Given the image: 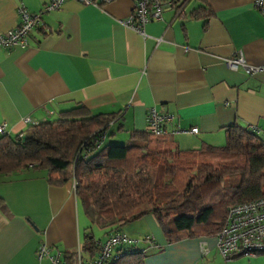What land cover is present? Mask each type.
Masks as SVG:
<instances>
[{
  "label": "crops",
  "instance_id": "1",
  "mask_svg": "<svg viewBox=\"0 0 264 264\" xmlns=\"http://www.w3.org/2000/svg\"><path fill=\"white\" fill-rule=\"evenodd\" d=\"M44 1L0 0V32L16 25L17 6L37 13ZM134 1L65 0L41 15L25 47L0 48L4 135L81 104L92 115L116 114L103 142L113 127L125 132L126 143L130 131H145L151 108L172 116L164 136L182 150L222 145L229 125L263 138L264 72L226 64L237 56L248 65L264 61V18L253 0H188L181 13L165 10L146 23L142 36L122 24ZM109 230L88 220L73 181L55 183L33 169L0 177V264H35L41 242L68 252L85 246L86 234L103 240ZM119 230L135 240L153 238L160 249L145 246L144 264L225 262L215 253V235L168 242L149 211ZM200 242L209 250L204 259Z\"/></svg>",
  "mask_w": 264,
  "mask_h": 264
},
{
  "label": "trees",
  "instance_id": "2",
  "mask_svg": "<svg viewBox=\"0 0 264 264\" xmlns=\"http://www.w3.org/2000/svg\"><path fill=\"white\" fill-rule=\"evenodd\" d=\"M115 116L92 115L76 104L54 121L0 135V177L33 169L55 183L73 181L88 220L109 227V233L143 215L138 210L146 206L168 242L212 237L229 206L264 195V138L252 130L226 126L222 145L202 143L197 149H179L147 130L130 131L127 143L96 147L97 131L106 135ZM230 176L237 184L224 185ZM90 238L86 234V251L93 248ZM143 259L136 251L112 264H144Z\"/></svg>",
  "mask_w": 264,
  "mask_h": 264
},
{
  "label": "built area",
  "instance_id": "3",
  "mask_svg": "<svg viewBox=\"0 0 264 264\" xmlns=\"http://www.w3.org/2000/svg\"><path fill=\"white\" fill-rule=\"evenodd\" d=\"M64 1L45 0L37 13H30L23 6H17V23L13 28L0 32V48L25 47L29 31L40 22L41 15L59 9ZM74 1L82 5L98 6L111 0ZM186 1L188 0H135L130 14L122 21V24L142 36L146 23L161 20L165 10L181 13ZM252 6L264 18V0H253ZM226 64L232 70L241 68L246 74L264 72V61L258 65H248L244 63L241 56L227 60ZM171 119V115L158 113L151 108L147 113L146 130L154 136L165 135V124ZM22 121L30 123L28 117L23 118ZM189 132H196V128H191ZM3 134L4 126L0 124V135ZM97 134L99 135L95 138L97 139L96 147L102 144L106 136L102 128L97 131ZM89 243L93 247L91 248L93 252L90 251L91 249L90 252L86 251L84 246H77L68 252L53 251L49 244L41 242L35 252V264H112L123 255L136 251L143 254L145 246H154L153 238L150 236L135 240L121 231L111 232L103 240L91 237ZM143 243L146 244L143 246ZM214 249L216 255L223 261L239 256L264 255V195L227 208L222 226L215 234ZM199 250L201 258L204 259L209 250L203 242L199 243Z\"/></svg>",
  "mask_w": 264,
  "mask_h": 264
},
{
  "label": "rangeland",
  "instance_id": "4",
  "mask_svg": "<svg viewBox=\"0 0 264 264\" xmlns=\"http://www.w3.org/2000/svg\"><path fill=\"white\" fill-rule=\"evenodd\" d=\"M127 141V135L125 134V132H120L116 129V127L110 128L108 135L106 137V141L104 142V144H124ZM238 182V178L235 176H230L227 177L226 179H224V185H234L237 184ZM144 209H147L146 206H144L143 208H141L138 211H142V213H145ZM136 213H140L135 211ZM138 231V230H137ZM141 239V237L139 238ZM215 241V238H214ZM153 244H155V242H153ZM154 250H159L160 248H158L156 245L153 246ZM213 253V250L211 251V254ZM210 254V255H211ZM146 255V254H145ZM144 256V255H143ZM222 264H264V255H259L256 257H246V256H239L236 258H233L231 260H227L225 262H223Z\"/></svg>",
  "mask_w": 264,
  "mask_h": 264
}]
</instances>
